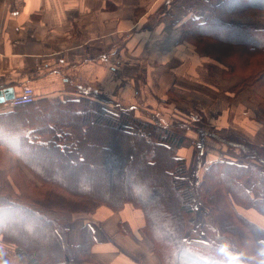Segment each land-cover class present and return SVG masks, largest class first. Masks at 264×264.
Listing matches in <instances>:
<instances>
[{
    "label": "trees",
    "instance_id": "obj_1",
    "mask_svg": "<svg viewBox=\"0 0 264 264\" xmlns=\"http://www.w3.org/2000/svg\"><path fill=\"white\" fill-rule=\"evenodd\" d=\"M208 4V16L184 23L185 41L194 37L213 40L222 47L238 49L249 58H264V29L232 21L264 12V0H220ZM262 85L264 67L240 84L255 89ZM107 103L120 111L112 112ZM61 107L67 109L57 110ZM132 111L88 93L58 101L39 98L0 111L1 241L14 245L16 254L24 256L28 264L89 263L93 245L90 227L81 229L80 241L71 252L66 226L80 216L93 214L100 205L116 212L129 204L142 213L141 232L161 264L264 261V228L238 211L241 206L264 217V147L239 138H216L245 154L244 162H210L193 186L185 161L178 156L185 141L182 131L187 125L174 121L163 126L155 118L143 121ZM92 112L97 117L90 137ZM39 113L51 115L55 121L44 122ZM5 121L9 123L4 124ZM4 146L14 153L12 164L26 179V194L1 158L8 156ZM31 147L35 151L54 150L58 162L48 163L47 158L36 163L33 153L24 157L21 150ZM92 147L110 156L112 164L107 169L112 173L111 179L96 169L93 163L98 159L86 165L82 152ZM77 158L80 166L70 171L68 162L74 163ZM224 177L227 179L221 180ZM244 177L251 179L250 189L242 184ZM219 191L223 196L217 202ZM197 206L207 207V216L200 227L193 229ZM8 262L0 251V264Z\"/></svg>",
    "mask_w": 264,
    "mask_h": 264
},
{
    "label": "crops",
    "instance_id": "obj_2",
    "mask_svg": "<svg viewBox=\"0 0 264 264\" xmlns=\"http://www.w3.org/2000/svg\"><path fill=\"white\" fill-rule=\"evenodd\" d=\"M210 1L220 2L0 0V90L10 87L16 96L30 87L36 100L54 101L94 94L120 108L159 116L162 123L165 118L184 122L186 142L178 156L189 169L197 154L192 146L201 140L200 134L236 132L247 140L254 115L244 114L242 104L229 100V86L221 87L225 103L220 99L219 65L184 40V23L208 16ZM186 104L216 116V123L203 124L205 131H199L192 114L177 117ZM212 108L220 112L213 113ZM199 153L204 154L203 147ZM143 223L142 213L129 204L116 212L100 207L66 226L68 247L72 252L88 225L91 262L83 264H161L141 232ZM11 246L4 251L8 264H28Z\"/></svg>",
    "mask_w": 264,
    "mask_h": 264
},
{
    "label": "rangeland",
    "instance_id": "obj_3",
    "mask_svg": "<svg viewBox=\"0 0 264 264\" xmlns=\"http://www.w3.org/2000/svg\"><path fill=\"white\" fill-rule=\"evenodd\" d=\"M263 13L264 12H261L258 15H256L257 13H255L253 16H246V17L237 18V19H241L240 24L252 25L253 27L257 29H264ZM186 42H187V45L191 47L194 51H196L197 53L203 54L205 58L209 59V61L212 60L214 61V63H217L219 65L220 67V92L218 93L220 94V99H223L225 103L226 97L221 92V87L229 86V89H228L229 100H237L238 104L240 105L242 104L241 107H239V109H241V111L244 114H248V115L254 114L251 116L252 121L249 120L250 123H249V126H247L248 133H249L248 137L250 140L249 139L246 140L242 138L236 132H230L229 134H226V136H222L223 135L222 133H220L221 136H218V134L216 133H213V134L204 133L202 134V136L200 134L201 140H199L196 145H194L195 143L192 142V145H194L192 147L193 149H195V151H197V154L195 153V156L192 157V159L190 160L189 169L187 168V165H186V169H187V177L189 178L190 182L194 184L192 185L195 186L199 182L201 175L204 172V169L210 164V162H213L216 160L231 161V162H236V161L244 162L245 154L241 153L237 148L225 146L224 144L219 142L216 138L218 137L236 138V139L239 138L254 146L264 147V112H263L264 110V85L259 86V88L257 89L253 87L240 86L244 78H250L252 77V75L254 76L256 72H258L264 67V58H256V57L249 58L245 56L238 49L230 48V47L229 48L222 47L220 46V43H216L213 40L211 41L207 39H200L198 37H194V38L188 39ZM196 46L208 51L209 55L204 53V51L196 48ZM211 70L215 71V69H212V67H210V71ZM80 96H82V94L77 93V98ZM94 97L95 96H92L91 99H95ZM96 101H99V100H96ZM107 104H108L107 108L112 110V112L118 113L120 111L114 104H109V103ZM186 106L187 108H184V107L182 108L181 113H177V117L191 118L190 114H192V117L193 116L196 117L194 119L195 124L194 123L193 124L199 131H201L204 128L203 124L216 123L215 121L216 116L209 114L208 111L206 110L204 111V109L202 110V109H197V108H189L191 107L190 104H186ZM66 109H67L66 107L65 108L61 107V108H58L57 110L63 111ZM209 110H211V112L213 113L220 112V108H212ZM206 112L208 115H206ZM131 114L140 118L143 121H150L153 118L159 121V116L155 117L153 115H149L148 113H143L142 111H139V110H134L131 112ZM38 116L41 119H43L44 122H47V123H53L55 121L51 115H47L45 113L44 114L39 113ZM92 117H93V122H94L97 117V114L92 112ZM235 119H237V117H235ZM168 120L169 119L165 118V122L162 123V121L161 122L159 121V123H161V125L163 126H168L169 124L174 123V121H168ZM202 121L203 123H199ZM3 123L8 124L9 122L5 121ZM90 123L91 122H89L88 124V127L91 130L89 132V135L90 137H92L94 134L92 133V129L95 125V122L91 124ZM220 127H224L223 124H220ZM203 130L205 131V129ZM78 132L79 134L82 133L80 130ZM182 134L185 137L184 131H182ZM105 136L111 137L109 134H105ZM185 142H186V138H185L184 143ZM4 147L6 148L5 151L7 150L5 154L10 156L11 158H9L8 156H4L1 158L5 159L8 170L10 171V175L16 181V183L20 186L21 191L24 192L26 191L25 189L27 188L26 179L19 170L14 168L12 164V157L15 156L14 153H12L6 146ZM202 147L204 149V154L199 153V150H201ZM9 148L12 151H14L12 147H9ZM21 151L24 157H27L28 154L30 153H33L34 155H36L37 159L34 160L36 163L38 162L40 163L47 158H49L48 163H57L59 160V157L56 155V152L54 150H50L49 148H40V149H37V151H35V149L33 150V148L31 147L29 148V150L23 149ZM82 153H83L84 160L86 159V165H88L95 159H98L96 162L93 163L95 164L96 169L97 170L100 169L103 175L108 176L110 179L112 178V173H110V171L107 169L108 166L111 167L110 164H112V162L110 161V156H107L103 152V150L101 149L97 150L95 147H92L91 149H88L87 151H84ZM198 159H201V160L198 162ZM184 161L186 164L185 159ZM198 164H200V166ZM76 165L77 167L80 166V162L78 161V158L75 159L74 163L68 162V167L70 171H72L76 167ZM19 167H21L20 170L22 172H25V169L22 168L23 166L21 164H19ZM190 174L192 175V178ZM213 175L214 173L212 174V176ZM195 176L198 177L197 183H194ZM218 176H219L218 178H220V175ZM225 179H227V177H224L223 179L221 178V180H225ZM241 182L248 189H250L252 186V181L248 177L242 178ZM250 182H251V186L248 185ZM41 189H45V188H41ZM15 192H18L17 188L15 189ZM221 192L222 191H219V193L217 194L218 195L216 197L217 202L218 201L220 202L221 200L220 199L222 195ZM9 193L11 194L10 190H9ZM24 194L26 193L24 192ZM100 207H106V206L100 205L95 209V211ZM195 210L196 211L192 218L193 229L197 226L200 227L202 223L204 222V219L207 216V207L205 208V207L197 206ZM95 211L93 213H95ZM238 211L245 218L247 216L248 218L255 219L258 223H255V222L254 223L264 228V217L260 216V214L257 213L255 210L245 209L239 206ZM74 221L76 220H73L72 222ZM11 245L12 244H9L7 242L0 241V249H2L0 251L5 253L4 251L8 249L7 248L8 246H11ZM13 246L14 245H12L11 247Z\"/></svg>",
    "mask_w": 264,
    "mask_h": 264
},
{
    "label": "built area",
    "instance_id": "obj_4",
    "mask_svg": "<svg viewBox=\"0 0 264 264\" xmlns=\"http://www.w3.org/2000/svg\"><path fill=\"white\" fill-rule=\"evenodd\" d=\"M36 100L34 92L30 87H24L22 91L12 99L0 104V110H8L17 106L33 103Z\"/></svg>",
    "mask_w": 264,
    "mask_h": 264
},
{
    "label": "water",
    "instance_id": "obj_5",
    "mask_svg": "<svg viewBox=\"0 0 264 264\" xmlns=\"http://www.w3.org/2000/svg\"><path fill=\"white\" fill-rule=\"evenodd\" d=\"M14 97V92L12 88H6L0 90V104L12 99Z\"/></svg>",
    "mask_w": 264,
    "mask_h": 264
},
{
    "label": "clouds",
    "instance_id": "obj_6",
    "mask_svg": "<svg viewBox=\"0 0 264 264\" xmlns=\"http://www.w3.org/2000/svg\"><path fill=\"white\" fill-rule=\"evenodd\" d=\"M260 264H264V261H260Z\"/></svg>",
    "mask_w": 264,
    "mask_h": 264
}]
</instances>
